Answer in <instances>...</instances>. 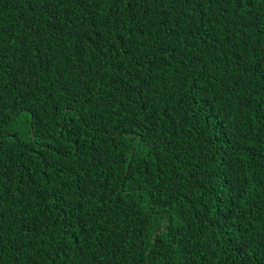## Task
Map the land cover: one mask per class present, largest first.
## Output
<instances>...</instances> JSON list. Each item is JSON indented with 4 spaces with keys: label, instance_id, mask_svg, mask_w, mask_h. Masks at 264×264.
I'll use <instances>...</instances> for the list:
<instances>
[{
    "label": "trees",
    "instance_id": "obj_1",
    "mask_svg": "<svg viewBox=\"0 0 264 264\" xmlns=\"http://www.w3.org/2000/svg\"><path fill=\"white\" fill-rule=\"evenodd\" d=\"M0 264H264V0H0Z\"/></svg>",
    "mask_w": 264,
    "mask_h": 264
}]
</instances>
